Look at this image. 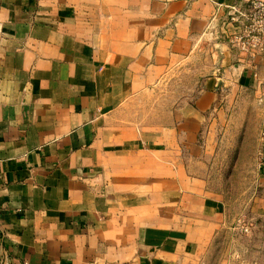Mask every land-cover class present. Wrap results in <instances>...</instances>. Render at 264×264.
<instances>
[{
	"label": "crops",
	"instance_id": "0c3cea01",
	"mask_svg": "<svg viewBox=\"0 0 264 264\" xmlns=\"http://www.w3.org/2000/svg\"><path fill=\"white\" fill-rule=\"evenodd\" d=\"M248 1L0 0V264H264V55L221 33ZM244 91L242 212L206 158Z\"/></svg>",
	"mask_w": 264,
	"mask_h": 264
},
{
	"label": "rangeland",
	"instance_id": "374dc122",
	"mask_svg": "<svg viewBox=\"0 0 264 264\" xmlns=\"http://www.w3.org/2000/svg\"><path fill=\"white\" fill-rule=\"evenodd\" d=\"M215 120L206 158L208 174L242 212L255 186L256 150L263 125L261 108L251 92H237Z\"/></svg>",
	"mask_w": 264,
	"mask_h": 264
},
{
	"label": "built area",
	"instance_id": "2783aa9c",
	"mask_svg": "<svg viewBox=\"0 0 264 264\" xmlns=\"http://www.w3.org/2000/svg\"><path fill=\"white\" fill-rule=\"evenodd\" d=\"M221 27V33L238 53L249 58L264 55V0H249L243 10L229 6ZM236 223L239 232H249L240 219Z\"/></svg>",
	"mask_w": 264,
	"mask_h": 264
}]
</instances>
